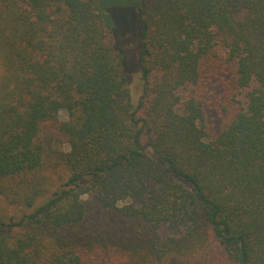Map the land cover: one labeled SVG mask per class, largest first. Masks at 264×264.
I'll return each mask as SVG.
<instances>
[{"label":"trees","instance_id":"16d2710c","mask_svg":"<svg viewBox=\"0 0 264 264\" xmlns=\"http://www.w3.org/2000/svg\"><path fill=\"white\" fill-rule=\"evenodd\" d=\"M129 1L0 0V264H264V0Z\"/></svg>","mask_w":264,"mask_h":264},{"label":"rangeland","instance_id":"374dc122","mask_svg":"<svg viewBox=\"0 0 264 264\" xmlns=\"http://www.w3.org/2000/svg\"><path fill=\"white\" fill-rule=\"evenodd\" d=\"M121 1V0H117ZM130 2L129 0H126ZM114 7V6H113ZM109 8L108 12L112 16L113 21L116 24L117 34L123 31V27H127L130 23L128 16L130 13V7L116 6L117 8ZM119 18V22L115 18ZM115 33V32H114ZM113 33V34H114ZM122 65L123 69L127 75L128 82L131 83L130 88V98L133 104L138 101L142 89H141V79L140 72L138 70L137 60L135 59V53L125 52L122 55ZM132 81V82H131ZM232 81L229 75L221 76L219 79L210 87V89L205 92V105L206 114L208 118L209 128L212 131H219L222 126L232 117V112L234 110L235 103L231 100V95L234 93V88L232 87ZM59 117L61 119L66 118V112L61 110L59 112ZM8 211L11 210L16 212L18 215L22 213V210L13 208L12 206L3 205ZM216 258V257H215ZM213 264H222L219 258L213 260Z\"/></svg>","mask_w":264,"mask_h":264}]
</instances>
